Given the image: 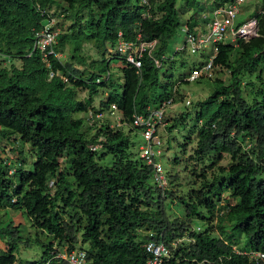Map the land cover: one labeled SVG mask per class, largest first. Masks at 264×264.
I'll list each match as a JSON object with an SVG mask.
<instances>
[{
  "label": "trees",
  "instance_id": "1",
  "mask_svg": "<svg viewBox=\"0 0 264 264\" xmlns=\"http://www.w3.org/2000/svg\"><path fill=\"white\" fill-rule=\"evenodd\" d=\"M179 1L194 13L187 21ZM233 2L214 0L212 12ZM201 5V0H0V140L29 145L30 156L36 157L28 170L24 151L17 162L0 154V212L22 214L37 231L33 238L0 214V242L5 243L0 264H69L59 255L76 248L84 249L92 264H149L147 241L169 244L177 239L186 240L173 251L170 264H264L245 254L264 255L262 11L255 16L257 37L240 39L237 46L219 45L215 69L228 70L229 83L217 77L209 97L196 103L192 132L198 141L190 161L201 166L195 176L202 181L179 197L181 216L169 217L163 203L164 194L176 199V191L154 184L153 168L132 152L134 117L171 98L183 100L178 90L174 93V76L166 72L161 77V69L173 61L162 62V68L154 62L167 54L169 41L184 25L196 34ZM54 17L70 23L55 46L68 59L51 56L49 68L35 43ZM138 35L144 42L157 41L140 69L120 55L107 57L108 44L136 41ZM86 45L96 58L87 54ZM114 64L121 65L122 84L114 74L107 76ZM80 90L88 92L86 100H80ZM105 90L107 97L96 108L95 99ZM113 105L123 114L124 127L75 118L104 115ZM188 115L170 128L185 127ZM95 145L101 148L94 151ZM224 155L230 156L229 165L217 166ZM108 158L111 165L102 166ZM195 220L202 226H194ZM24 243L43 249L40 260L20 259Z\"/></svg>",
  "mask_w": 264,
  "mask_h": 264
},
{
  "label": "rangeland",
  "instance_id": "2",
  "mask_svg": "<svg viewBox=\"0 0 264 264\" xmlns=\"http://www.w3.org/2000/svg\"><path fill=\"white\" fill-rule=\"evenodd\" d=\"M263 1L264 0H247L243 5H240V15L238 17V22H247L256 16L257 11H263ZM201 2L204 13L202 11L200 13L198 12L197 14L198 26L196 27L195 32L198 34H206L208 36L209 30L207 28V23L213 16L212 5H214V0H201ZM178 7L182 13V17L184 20L187 21L194 15L192 9H187L182 1H179ZM63 20L64 19H57L58 27L61 29V31L63 29H66L70 25V23ZM225 43L231 44L230 39L226 40ZM167 50L168 52L166 55L173 62H167L168 64L161 69V77H163L164 73L168 72L169 75L174 76V80L176 82L181 80L184 76L186 77L190 74L191 67L194 63L207 62L208 56L210 55V53H212L210 48L206 50V52H203L206 54L204 56H202L200 53L193 55V53H191L190 51V47L186 46V33L183 31V27H181L178 30L177 34L169 41ZM178 50H182V52L177 55L176 53ZM85 51L87 52V54H90L91 57L96 58V53L91 45H86ZM67 59L68 54H63V60ZM182 61H184L185 65H182V63H180ZM9 64V62H4L2 65L9 67ZM120 67L121 65L114 64L111 71L115 76V80L117 82H121L122 84V75L120 73V69H118ZM217 77H220L226 84H228L230 80V72L228 70L216 69L214 79H216ZM214 79L209 80L203 78L196 82L181 83V85H179L178 91L181 93L180 95L183 97V100L166 110V128H163L159 132V136L162 138L166 148V154L162 159V163L169 179L167 190L176 191V199H174L172 195L169 196V198L165 199L164 196L167 195H163V203L166 206V213L171 218H176L183 214L184 209L179 202V197H181L182 194H186L190 190V188L194 187L195 182L197 183V187L200 186L202 181L200 178H196L195 176V174L197 175V173H201V166L198 163L196 164L190 161V156L194 154V150L196 149L198 141V133L192 132V130L194 126L196 103L198 101H204L209 97L212 92V82L214 81ZM253 80L255 81L254 78ZM118 91L121 92V89H118ZM107 93L108 90H105L98 97H96L94 103V106H96V108H101V101L106 99ZM88 96L89 94L86 90L79 91V98L81 101L86 100ZM188 98H191L194 102V104H192L190 107L186 106V101ZM183 114H189L185 127L179 126L177 129L172 130L170 127H172V125L174 124L175 119ZM83 117L88 118L89 114L75 115V118L82 119ZM114 119L115 118L111 116L110 113H104L102 118L93 119V124L99 125L107 123V121L109 120L111 121L112 126L119 127L116 125L117 122ZM128 130L129 129L126 128V131ZM189 134L192 135L190 140L191 143L188 144L186 151H183L182 145L185 143V139ZM131 135V139L135 143V146H133L132 148V152L137 158H139V151L140 147L143 144V138L139 134H136V131H133ZM29 150V145L23 146L21 143L17 144L16 140L14 139H10V141L0 140V154L3 159H11V161L17 162V159L20 158L21 155H23L20 154V152L24 151V158L28 160L27 169L31 170L36 157L34 156V158H32L30 156ZM176 159H178V163L175 162ZM111 163L112 159L108 158L104 161H101L100 164L102 166H110ZM229 163L230 156L224 155L223 161L219 162L217 166L227 167ZM211 173L212 170H209L207 175L211 176ZM0 214L2 215L3 221H6V223L14 221L16 225L21 224L25 234H27V232H30L31 236L33 238H36L37 231L30 226V222L28 221V219L23 217L22 214L13 210L1 211ZM202 223L203 222H200L199 220H195L193 224L194 226H202ZM43 240L45 243L49 241L48 238H43ZM244 240L242 239V241ZM0 247L5 248V243L0 242ZM19 251V257L20 259L24 260V262H34L40 260L43 249L38 245L27 246L24 243L20 245Z\"/></svg>",
  "mask_w": 264,
  "mask_h": 264
},
{
  "label": "built area",
  "instance_id": "3",
  "mask_svg": "<svg viewBox=\"0 0 264 264\" xmlns=\"http://www.w3.org/2000/svg\"><path fill=\"white\" fill-rule=\"evenodd\" d=\"M247 0H234L232 4L223 5L213 11V16L207 24L209 35L194 33L190 31L189 26H183V31L186 33V46L190 47L191 53L203 54L206 50L211 48L212 53L208 56V61L204 62L201 66L194 67L190 74L183 77L178 83L182 82H196L200 79L212 80L215 77V59L219 53V45H234L237 46L238 41L243 39L249 41L258 36L259 33V20L254 17L247 22H238L240 15V5H243ZM146 2V0H144ZM264 16V12H261ZM58 17L49 18L45 26L38 32L35 43V50H40L42 53L43 61L47 67L51 68L50 57L55 56L62 60V55L55 52V46L58 42L59 34L61 33L58 27ZM230 39L231 44H226V40ZM157 48V41L144 42L142 36L138 35L136 41L119 40L116 44L107 45V57H114L115 55L122 56L127 64H131L136 68L142 67V59L146 54L153 55L154 50ZM186 48V47H185ZM182 51V50H181ZM180 50L177 51V53ZM167 55L155 59V64L158 68L163 67L164 61H168ZM52 71L50 77H55ZM111 72L107 75L110 77ZM65 79V78H64ZM67 82V79H65ZM175 95L177 91L175 90ZM175 98H171L163 103L158 108H149L148 114L136 115L133 120L132 127L136 128V132L143 138V144L140 147L139 157L144 162L153 168V182L162 190H167L169 179L162 163V159L166 154V148L159 132L166 128V110L175 105ZM192 99L188 98L186 106L192 105ZM117 122V126L124 127L123 114L118 110L116 105H113L109 111ZM102 114L95 112L89 113L86 118L90 125H93L95 118H102ZM101 145H95L93 150H98ZM249 149V145L246 147ZM200 230V229H198ZM186 239H177L172 243H164L163 241L149 240L144 244L146 253L150 256L149 264H170L173 257V251L178 249ZM254 258L264 260V255L260 253H245ZM60 258L66 260L69 264H92L88 260L87 252L82 248H76L72 251L65 250L64 253L59 255Z\"/></svg>",
  "mask_w": 264,
  "mask_h": 264
},
{
  "label": "clouds",
  "instance_id": "4",
  "mask_svg": "<svg viewBox=\"0 0 264 264\" xmlns=\"http://www.w3.org/2000/svg\"><path fill=\"white\" fill-rule=\"evenodd\" d=\"M213 13V12H212ZM208 24V23H207ZM185 48V47H184ZM180 52H182V51H180ZM180 52H178V53H180ZM61 55V54H60ZM202 56H204L203 54H201ZM62 60H63V55H62ZM169 61V60H168ZM196 67V66H195ZM119 69V68H118ZM192 70V69H191ZM112 74H113V72L112 71H110ZM112 76V75H111ZM185 77V76H184ZM182 83H184V82H182ZM186 83H190V82H186ZM177 84H178V86H177V88H176V91L178 90V88H179V85H181V83H178L177 82ZM180 93V92H179ZM181 94V93H180ZM178 95V91H177V93H176V96ZM192 102H193V100H192ZM179 103V102H178ZM174 104H177V103H174ZM192 104H194V102L192 103ZM174 106V105H173ZM190 107V106H189ZM139 134V133H138ZM139 159H140V157H139ZM167 176V175H166Z\"/></svg>",
  "mask_w": 264,
  "mask_h": 264
}]
</instances>
